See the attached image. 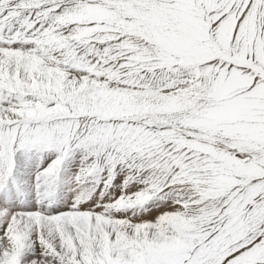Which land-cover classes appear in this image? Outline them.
<instances>
[{"label": "snow or ice", "instance_id": "1", "mask_svg": "<svg viewBox=\"0 0 264 264\" xmlns=\"http://www.w3.org/2000/svg\"><path fill=\"white\" fill-rule=\"evenodd\" d=\"M0 264H264V0H0Z\"/></svg>", "mask_w": 264, "mask_h": 264}]
</instances>
